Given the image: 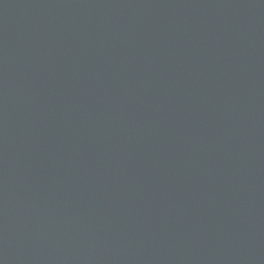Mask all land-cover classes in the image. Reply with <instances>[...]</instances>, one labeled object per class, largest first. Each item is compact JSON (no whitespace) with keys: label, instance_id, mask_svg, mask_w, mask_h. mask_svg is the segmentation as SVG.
Here are the masks:
<instances>
[{"label":"water","instance_id":"obj_1","mask_svg":"<svg viewBox=\"0 0 264 264\" xmlns=\"http://www.w3.org/2000/svg\"><path fill=\"white\" fill-rule=\"evenodd\" d=\"M0 264H264V0H0Z\"/></svg>","mask_w":264,"mask_h":264}]
</instances>
